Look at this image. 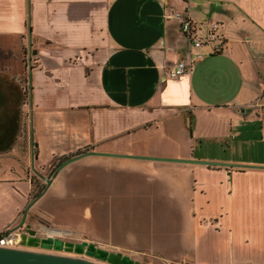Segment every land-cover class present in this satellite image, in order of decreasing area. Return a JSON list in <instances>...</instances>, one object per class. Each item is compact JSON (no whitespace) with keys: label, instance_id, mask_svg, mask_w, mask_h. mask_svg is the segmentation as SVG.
Wrapping results in <instances>:
<instances>
[{"label":"crops","instance_id":"obj_1","mask_svg":"<svg viewBox=\"0 0 264 264\" xmlns=\"http://www.w3.org/2000/svg\"><path fill=\"white\" fill-rule=\"evenodd\" d=\"M178 13L199 38L218 25L217 41L194 48ZM0 50L21 63L16 81L29 89L28 140L0 147V233L14 230L46 187L33 164L50 179L66 160L96 151L122 157L88 156L63 168L28 220L48 194L67 191L78 168L101 201L134 179L138 196L152 201L131 209L140 231H177L155 223L170 217L166 198L185 213L182 249L163 239L131 248L194 264H264V0H0ZM179 63L191 69L170 78ZM205 141L242 156H196Z\"/></svg>","mask_w":264,"mask_h":264},{"label":"rangeland","instance_id":"obj_2","mask_svg":"<svg viewBox=\"0 0 264 264\" xmlns=\"http://www.w3.org/2000/svg\"><path fill=\"white\" fill-rule=\"evenodd\" d=\"M28 48H30V41ZM13 59H9V55L0 50V147L14 145L23 135L28 140L29 134V89L26 80L22 84L16 81L23 71L20 69L21 63ZM195 155L221 159L230 158L233 155L242 156L239 151L232 150L226 143L215 144L209 141L199 143L195 148ZM80 170L78 168L72 170V179L66 192L56 196L48 194L44 197L29 213L31 219L27 218L25 225H31L41 238H57L73 243L92 242L105 250L128 255L141 263L194 264L190 260L167 259L157 252L131 248V245H136L139 240L163 239L167 241L163 244L164 247L182 249L183 230L179 229V223L180 217L182 218L185 213L180 212L181 216L176 209H172L171 199L166 198L168 203L163 200L170 210L168 211L169 219L162 221L157 219L155 223L165 224L171 229L177 228L178 233L162 228L154 229V231H140L129 220L132 216L131 209L134 207L139 209L142 206L148 208L152 201L147 197L138 196L140 191L136 190L134 179L131 182L130 180L123 182L118 189L113 188L114 197L103 198L104 204L102 208H98V202L102 201L98 199L99 195L94 182ZM139 174L141 173H137L138 177H141ZM32 178L36 191L41 182L34 174ZM107 190L105 193H108ZM186 241L190 243L191 239L186 237Z\"/></svg>","mask_w":264,"mask_h":264},{"label":"water","instance_id":"obj_3","mask_svg":"<svg viewBox=\"0 0 264 264\" xmlns=\"http://www.w3.org/2000/svg\"><path fill=\"white\" fill-rule=\"evenodd\" d=\"M29 34L31 40V35H32L31 30ZM30 49L32 50L31 41H30ZM31 57L32 54L30 56V60ZM29 72L30 75H32L31 66ZM88 156L122 157L121 155L100 153L96 151L82 153L80 155H77L75 157L66 160L60 166H58L52 178L50 179L40 174L35 169L34 164L32 165L33 173L46 183V187L44 191L27 207L23 221L14 230L16 231L25 227V231L29 237L27 235L22 236L23 239L22 246L29 249H36L40 251L26 250L20 248L19 249L0 248V264H100V263L146 264L136 261L128 255H124L119 252H111L105 250L92 242L84 241L81 243H73V242H66L57 238L38 239L35 237L36 232L31 229V226L25 225L29 210L45 194V192L51 186L53 180L56 178L58 173L69 164H72ZM134 158L149 159L154 161L190 163V164L203 165L208 167H226V168H238V169L261 168L255 166L230 165V164L214 163L207 161H197V160H177V159H164V158H152V157H134ZM63 253L67 255H74L77 257L61 255ZM92 260L96 262H93Z\"/></svg>","mask_w":264,"mask_h":264},{"label":"built area","instance_id":"obj_4","mask_svg":"<svg viewBox=\"0 0 264 264\" xmlns=\"http://www.w3.org/2000/svg\"><path fill=\"white\" fill-rule=\"evenodd\" d=\"M173 18L181 23V31L184 35H186L191 45L194 48H200L203 45L213 44L217 41V36L214 30L218 28V25L213 26V31H211L206 38H199L194 34V23L191 19L183 14H175ZM222 49V46H219L216 49V52L219 53ZM201 57H197L200 59ZM190 66L185 65L184 63H179L174 66L169 72L168 76L172 79H178L179 77L185 75L189 72ZM258 106V103H255ZM262 112L264 113V106L260 107ZM0 248L7 249H19V234L15 230H6L0 233Z\"/></svg>","mask_w":264,"mask_h":264},{"label":"flooded vegetation","instance_id":"obj_5","mask_svg":"<svg viewBox=\"0 0 264 264\" xmlns=\"http://www.w3.org/2000/svg\"><path fill=\"white\" fill-rule=\"evenodd\" d=\"M31 229L36 232V235H35L36 238H38V239H44V238L39 237V235H38V233H37V231L35 229H33L32 227H31ZM16 232L19 234V248L20 249L33 250V251L36 250V249H29V248H26V247L22 246V242H23L22 236L23 235H27L28 236V234L25 231V227H23L22 229L16 230ZM37 251H40V250H37ZM62 255H64V256L77 257V256H74V255H67V254H64V253Z\"/></svg>","mask_w":264,"mask_h":264},{"label":"trees","instance_id":"obj_6","mask_svg":"<svg viewBox=\"0 0 264 264\" xmlns=\"http://www.w3.org/2000/svg\"><path fill=\"white\" fill-rule=\"evenodd\" d=\"M39 195H40V193H39Z\"/></svg>","mask_w":264,"mask_h":264},{"label":"bare ground","instance_id":"obj_7","mask_svg":"<svg viewBox=\"0 0 264 264\" xmlns=\"http://www.w3.org/2000/svg\"><path fill=\"white\" fill-rule=\"evenodd\" d=\"M22 240V239H21Z\"/></svg>","mask_w":264,"mask_h":264}]
</instances>
